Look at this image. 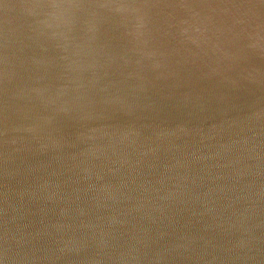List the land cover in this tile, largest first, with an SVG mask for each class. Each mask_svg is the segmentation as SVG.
I'll use <instances>...</instances> for the list:
<instances>
[{"label":"water","instance_id":"95a60500","mask_svg":"<svg viewBox=\"0 0 264 264\" xmlns=\"http://www.w3.org/2000/svg\"><path fill=\"white\" fill-rule=\"evenodd\" d=\"M0 264H264V0H0Z\"/></svg>","mask_w":264,"mask_h":264}]
</instances>
